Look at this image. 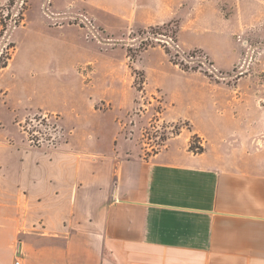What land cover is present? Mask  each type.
Returning a JSON list of instances; mask_svg holds the SVG:
<instances>
[{"label":"rangeland","instance_id":"rangeland-1","mask_svg":"<svg viewBox=\"0 0 264 264\" xmlns=\"http://www.w3.org/2000/svg\"><path fill=\"white\" fill-rule=\"evenodd\" d=\"M234 11V0H0V132L97 160L150 157L183 134L195 153L217 141L260 164L264 22L236 24Z\"/></svg>","mask_w":264,"mask_h":264},{"label":"crops","instance_id":"crops-1","mask_svg":"<svg viewBox=\"0 0 264 264\" xmlns=\"http://www.w3.org/2000/svg\"><path fill=\"white\" fill-rule=\"evenodd\" d=\"M247 1L233 22H264ZM182 138L97 160L0 132V264H264V161Z\"/></svg>","mask_w":264,"mask_h":264},{"label":"built area","instance_id":"built-area-1","mask_svg":"<svg viewBox=\"0 0 264 264\" xmlns=\"http://www.w3.org/2000/svg\"><path fill=\"white\" fill-rule=\"evenodd\" d=\"M13 264H22L20 257H16L13 261Z\"/></svg>","mask_w":264,"mask_h":264}]
</instances>
